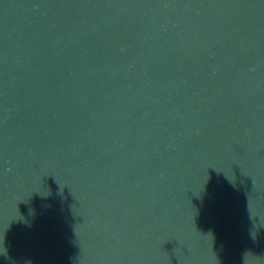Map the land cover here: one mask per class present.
Segmentation results:
<instances>
[{"label":"water","instance_id":"obj_1","mask_svg":"<svg viewBox=\"0 0 264 264\" xmlns=\"http://www.w3.org/2000/svg\"><path fill=\"white\" fill-rule=\"evenodd\" d=\"M0 264H264V0H0Z\"/></svg>","mask_w":264,"mask_h":264}]
</instances>
